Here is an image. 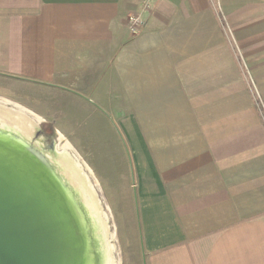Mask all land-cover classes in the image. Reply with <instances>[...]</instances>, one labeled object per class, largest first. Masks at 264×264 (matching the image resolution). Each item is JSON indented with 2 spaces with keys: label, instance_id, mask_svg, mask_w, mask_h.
Returning a JSON list of instances; mask_svg holds the SVG:
<instances>
[{
  "label": "crops",
  "instance_id": "crops-1",
  "mask_svg": "<svg viewBox=\"0 0 264 264\" xmlns=\"http://www.w3.org/2000/svg\"><path fill=\"white\" fill-rule=\"evenodd\" d=\"M139 4L0 0V78L117 119L145 264H264V0Z\"/></svg>",
  "mask_w": 264,
  "mask_h": 264
},
{
  "label": "rangeland",
  "instance_id": "rangeland-1",
  "mask_svg": "<svg viewBox=\"0 0 264 264\" xmlns=\"http://www.w3.org/2000/svg\"><path fill=\"white\" fill-rule=\"evenodd\" d=\"M251 91L256 100L253 85ZM5 101L12 104L9 108L20 105L35 114L36 117L29 115L38 124L34 143L43 147V137H36L37 133L52 126L58 134L56 144L53 151L46 152H62L69 143L72 156L90 168L89 177L103 211L99 214L106 224V242L115 248L116 264H145L130 147L117 119L97 105L82 107L78 102L0 78V102Z\"/></svg>",
  "mask_w": 264,
  "mask_h": 264
},
{
  "label": "bare ground",
  "instance_id": "bare-ground-1",
  "mask_svg": "<svg viewBox=\"0 0 264 264\" xmlns=\"http://www.w3.org/2000/svg\"><path fill=\"white\" fill-rule=\"evenodd\" d=\"M10 105L0 102V160L7 157L12 163L9 167L18 166L23 177L37 181L69 233L74 264H116L115 248L106 242V224L99 214L103 211L89 177L90 168L72 156L69 143L57 153H48L41 143H34L38 124L30 116L35 114L20 105Z\"/></svg>",
  "mask_w": 264,
  "mask_h": 264
},
{
  "label": "water",
  "instance_id": "water-1",
  "mask_svg": "<svg viewBox=\"0 0 264 264\" xmlns=\"http://www.w3.org/2000/svg\"><path fill=\"white\" fill-rule=\"evenodd\" d=\"M0 162V264H74L69 233L37 181Z\"/></svg>",
  "mask_w": 264,
  "mask_h": 264
},
{
  "label": "built area",
  "instance_id": "built-area-1",
  "mask_svg": "<svg viewBox=\"0 0 264 264\" xmlns=\"http://www.w3.org/2000/svg\"><path fill=\"white\" fill-rule=\"evenodd\" d=\"M157 0H140L139 9L130 14L127 18L128 31L132 37H137L145 26V15H151L154 12V6Z\"/></svg>",
  "mask_w": 264,
  "mask_h": 264
},
{
  "label": "flooded vegetation",
  "instance_id": "flooded-vegetation-1",
  "mask_svg": "<svg viewBox=\"0 0 264 264\" xmlns=\"http://www.w3.org/2000/svg\"><path fill=\"white\" fill-rule=\"evenodd\" d=\"M42 135L41 142L43 144V150L45 149L46 151L49 149V151H53L54 145L56 144V137H57V132H55L54 128L52 126H49L46 128L44 131H38L37 136Z\"/></svg>",
  "mask_w": 264,
  "mask_h": 264
}]
</instances>
